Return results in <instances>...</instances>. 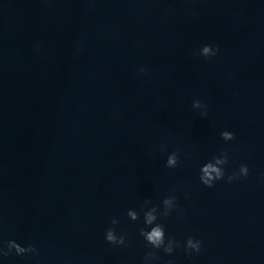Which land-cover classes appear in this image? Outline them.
Wrapping results in <instances>:
<instances>
[{
  "label": "water",
  "instance_id": "1",
  "mask_svg": "<svg viewBox=\"0 0 264 264\" xmlns=\"http://www.w3.org/2000/svg\"><path fill=\"white\" fill-rule=\"evenodd\" d=\"M203 43L217 56H199ZM221 148L228 172L250 174L204 186L199 163ZM261 173V0H0V241L38 249L4 264H141L142 216L126 209L173 192L183 216L162 218L166 230L203 240L174 264H264ZM113 216L127 247L104 239Z\"/></svg>",
  "mask_w": 264,
  "mask_h": 264
},
{
  "label": "clouds",
  "instance_id": "2",
  "mask_svg": "<svg viewBox=\"0 0 264 264\" xmlns=\"http://www.w3.org/2000/svg\"><path fill=\"white\" fill-rule=\"evenodd\" d=\"M264 2V0H261ZM39 47V45H34ZM219 44L203 43L199 47V56L206 59L217 56L219 53ZM147 71L145 66L139 68L140 73ZM192 108L198 110L201 117L208 115L207 103L196 98L192 100ZM219 136L224 141H231L235 138L236 133L228 127L221 128ZM166 145L161 143L160 150L166 151ZM179 149L167 151L165 166L168 168L177 167L180 162ZM230 153L221 148L218 151L212 152L208 158L199 163L198 166V179L207 187H213L218 181L226 180L232 182L242 178H246L250 174L249 164L246 162L239 163L238 167L228 172L226 165L229 162ZM264 176V173H261ZM185 197L190 194L185 191ZM179 197L173 192L163 195L159 203H153L150 198H145L143 203L140 204L139 210L136 207H128L126 215L132 220L137 221L141 219L142 223L139 227V235L146 242V251L142 257L141 264H160V257L157 250H162L164 253L169 254V259L164 264H174L171 254L176 252L178 248H183L186 255H193L199 253L203 247V240L196 236L189 234L183 240L178 239L176 236L170 234L166 230V224L162 218L169 217L174 211L178 216H183V209L178 203ZM120 224V219L113 216L108 226L104 229V239L113 246H128V234L125 231H118L117 225ZM22 255L25 253H36L38 249L32 243H21L16 239H8L0 241V264H4V258L10 253Z\"/></svg>",
  "mask_w": 264,
  "mask_h": 264
}]
</instances>
